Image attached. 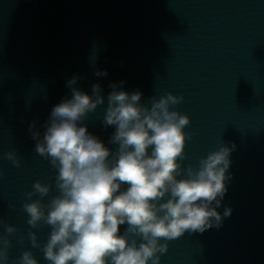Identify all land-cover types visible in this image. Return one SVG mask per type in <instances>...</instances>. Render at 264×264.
Wrapping results in <instances>:
<instances>
[{
    "label": "clouds",
    "instance_id": "clouds-1",
    "mask_svg": "<svg viewBox=\"0 0 264 264\" xmlns=\"http://www.w3.org/2000/svg\"><path fill=\"white\" fill-rule=\"evenodd\" d=\"M107 74V70L95 73ZM78 79L74 76L67 82L72 96L53 107L43 135L33 131L35 121L29 128L37 141L35 152L58 170L59 195L48 205L41 200L23 204L32 228L40 222L51 226L41 249L44 258L50 264H160L158 253L167 252V241L186 231L220 227L223 217L231 215L230 208L222 216L217 207L227 192L225 182L231 177L226 173L235 145L210 152L199 168L182 167L186 141L192 136L183 129L190 118L171 106L183 97L169 92L159 100L152 97L149 107L140 103V91H118L112 83L102 123L115 126L109 141L118 145L113 155L82 126L88 113L104 104L101 86L94 84L89 96L72 87ZM4 155L15 167L21 166L14 151ZM49 191V185L36 181L26 196L31 200L38 193L43 198ZM124 224L127 228L121 235L119 226ZM6 231L12 234L16 229L8 225ZM29 237L32 247H40L35 232ZM10 247L11 242L0 236V264H9ZM19 264L38 261L31 251H24Z\"/></svg>",
    "mask_w": 264,
    "mask_h": 264
},
{
    "label": "water",
    "instance_id": "water-1",
    "mask_svg": "<svg viewBox=\"0 0 264 264\" xmlns=\"http://www.w3.org/2000/svg\"><path fill=\"white\" fill-rule=\"evenodd\" d=\"M220 227L192 232L186 264H264V0L235 75L212 151L232 147ZM215 206V205H213Z\"/></svg>",
    "mask_w": 264,
    "mask_h": 264
}]
</instances>
